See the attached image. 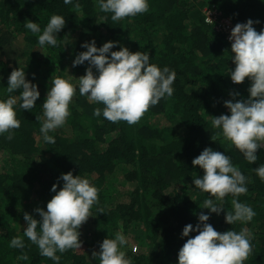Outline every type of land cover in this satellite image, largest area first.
I'll list each match as a JSON object with an SVG mask.
<instances>
[{
	"label": "trees",
	"instance_id": "1",
	"mask_svg": "<svg viewBox=\"0 0 264 264\" xmlns=\"http://www.w3.org/2000/svg\"><path fill=\"white\" fill-rule=\"evenodd\" d=\"M79 3L80 7L75 5ZM147 12L111 20V13L100 12L95 0H0V98L18 95L5 89L13 68L26 71V79L38 85L41 93L31 110L17 107L20 127L0 135V156L7 154L18 160L15 168L7 163L0 166V264H56L43 257L38 246L24 236V212L39 219L37 207L46 209L55 194L52 185L61 173L88 178L98 189V203L91 207L93 234L88 236L81 225V248L68 249L60 256L59 264H99L93 250L99 251L104 238H113L122 228L128 232L145 226L136 248L125 251L131 264H177L178 251L189 237H182L183 227L198 222V213L208 193L192 183L193 177L203 175V169L193 166L192 160L205 147L225 152L234 166L246 176L247 192L223 200L224 211L212 213L208 223L220 231L246 228L251 233V251L244 264H264V182L253 171L264 164V148L257 150L258 159L249 163L242 152L223 138L220 129L211 125V115L229 114L224 100L233 99L231 92L244 99L249 95L251 81L246 77L233 83L227 73L235 64L231 60V41L224 32L206 20L205 8L217 7L232 22H246L249 18L257 31L264 29L262 0H148ZM53 14L63 15L66 24L57 34L56 46L38 45V34L24 27L27 19L36 21L41 30ZM104 17L105 21H98ZM23 35L25 45L16 41ZM69 35H71L69 37ZM95 39L97 46L108 40L118 41L113 50L127 46L132 51H148L150 62L175 70L173 94L150 106L138 122H110L102 115H93L102 104L89 103L77 91L69 105L66 123L49 134L56 143L44 141L40 146L37 135L42 117V103L50 87L53 72L63 62L68 50L76 54L86 50L84 41ZM39 46L46 51L44 74L34 65L30 49ZM87 62L75 66L77 76L85 74ZM95 71V69H93ZM42 79H45L42 80ZM164 115L167 124L160 125L153 117ZM183 127L180 132L176 125ZM216 135V141L211 139ZM42 136V135H41ZM136 182L129 202L118 198L116 173ZM63 181L59 182V187ZM238 199L253 208L255 216L249 222H225L224 213L232 210V200ZM220 203V202H218ZM103 209L104 212H99ZM197 232L189 235L194 237ZM24 239L23 248L10 247L13 237ZM150 243L145 245L142 238ZM139 243V245H138ZM26 256L27 259L22 257Z\"/></svg>",
	"mask_w": 264,
	"mask_h": 264
},
{
	"label": "clouds",
	"instance_id": "2",
	"mask_svg": "<svg viewBox=\"0 0 264 264\" xmlns=\"http://www.w3.org/2000/svg\"><path fill=\"white\" fill-rule=\"evenodd\" d=\"M72 2L64 0L65 4ZM95 3L100 12L112 14V21L147 12L149 8L148 0H95ZM75 7L79 8V3ZM98 21H105V18L99 17ZM259 22L251 18L238 22L229 36L231 60L235 67L229 68L227 73L233 83H241L247 77L251 81L249 95L244 99H235L241 94L231 92L233 99L223 102L230 115H211L212 127L220 129L223 138L239 149L249 163L256 162L257 150L264 148V29L257 31L253 26ZM65 24L63 15L53 14L43 30L31 19L26 20L24 27L38 34V45L43 47L58 44L57 34ZM117 43L108 40L97 46L94 38L84 41L81 47L86 50L75 56L72 66L87 62L85 74L78 77L75 85L70 82V77L56 76L50 80L42 103L43 115L36 116L37 120L42 121L39 131L46 143H56L55 137L49 133L65 124L70 115V102L77 91L89 103L103 105V108L93 110L94 116L102 115L110 122L123 120L130 125L138 122L150 106L173 94L175 70L150 62L148 51H132L123 45L113 50ZM5 91L8 94L18 92V95L0 98V135L8 133L6 138L11 140V130L19 128L21 123L17 118V107L33 109L41 93L36 83L26 79V71L20 67L10 72ZM211 139L216 141V135H212ZM192 164L203 169V175L193 177L192 183L208 193L201 207L209 211L198 213L195 226L188 223L183 227L181 236L189 238L178 251L177 264H244L251 251V233L246 228L239 232L233 229L220 232L208 221L212 213L219 215L224 211L222 202L226 195L238 197L247 192L246 176L233 165L225 152L214 150L211 146L205 147L194 157ZM253 171L264 182V164ZM61 180L63 186L57 190ZM51 191L55 194L47 202L46 209H35L39 219L24 212L26 224L23 233L38 246L41 256L59 264L57 252L81 248L79 229L91 215V207L98 203L99 198L97 187L88 178L73 175L72 171L61 173ZM99 212L104 210L100 209ZM254 216L253 208L238 199H233L232 210L224 213L225 222L231 225L237 221L249 222ZM191 232L198 234L192 237L189 235ZM127 243L126 236L117 232L113 238H104L99 244V251L93 250L91 256L98 258L99 264H131L123 250ZM9 246L23 248L24 239L15 236ZM22 258L27 259L26 256Z\"/></svg>",
	"mask_w": 264,
	"mask_h": 264
},
{
	"label": "rangeland",
	"instance_id": "3",
	"mask_svg": "<svg viewBox=\"0 0 264 264\" xmlns=\"http://www.w3.org/2000/svg\"><path fill=\"white\" fill-rule=\"evenodd\" d=\"M70 36L71 35H69V37ZM16 41L23 46L25 45L23 35H19L18 37H16ZM30 52L34 56V62H35L34 65L39 66L38 72H40V74H44L45 72H47L49 67L45 63L46 54L43 53V52L46 53V51L41 50L39 46H34L30 49ZM76 55L77 54L72 49L68 50L66 55H64L63 62L61 63L59 68L56 69L55 72H53L52 77H50L49 79L47 78L46 80H48L49 82V80H51L52 78H55L56 76H60L65 79H68L70 77L71 78L70 82H72L75 85L78 82L79 76L75 75L73 72L74 67L72 66V61ZM0 57H1V54H0ZM42 80L45 81V79H42ZM153 120H155L160 125H165L168 123L166 117L162 114L154 116ZM62 127H64V129L68 130L69 132L70 126L68 125V123L65 122V124ZM176 127L178 128L180 132H183L182 126L177 124ZM37 140L40 146L41 145L44 146V140L41 135H37ZM4 163H7V167L10 169L17 167V165L19 164L18 160L10 158L7 154H2L0 156V166H2ZM115 177H116L115 185L119 192L118 193L119 200L122 202H129V200L131 199L132 191L136 187V182L127 180L120 171L116 173ZM91 217L92 215H90L87 221L83 223L84 232L90 237H92V234H93ZM144 230H145V226H142L139 228H133L132 230L125 233L122 228H119L116 231V233L122 232L126 236L127 241H128V243L123 247V250L126 251L128 249L136 248L135 245L137 244V238L141 237L140 235ZM142 241L145 243V245L148 247V250H149L151 246L150 243L146 241L144 237L142 238Z\"/></svg>",
	"mask_w": 264,
	"mask_h": 264
},
{
	"label": "built area",
	"instance_id": "4",
	"mask_svg": "<svg viewBox=\"0 0 264 264\" xmlns=\"http://www.w3.org/2000/svg\"><path fill=\"white\" fill-rule=\"evenodd\" d=\"M206 20L213 23L217 30L225 33L226 38L229 39L231 29L235 26V22L222 14V11L217 7L205 8ZM209 16V17H208ZM211 19V21H210Z\"/></svg>",
	"mask_w": 264,
	"mask_h": 264
}]
</instances>
